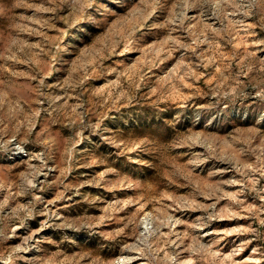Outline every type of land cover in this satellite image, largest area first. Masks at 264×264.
I'll use <instances>...</instances> for the list:
<instances>
[{
	"label": "rangeland",
	"instance_id": "obj_1",
	"mask_svg": "<svg viewBox=\"0 0 264 264\" xmlns=\"http://www.w3.org/2000/svg\"><path fill=\"white\" fill-rule=\"evenodd\" d=\"M0 264H264V0H0Z\"/></svg>",
	"mask_w": 264,
	"mask_h": 264
}]
</instances>
